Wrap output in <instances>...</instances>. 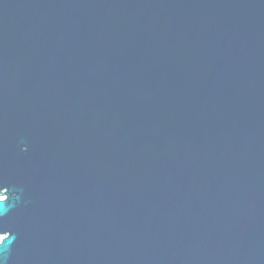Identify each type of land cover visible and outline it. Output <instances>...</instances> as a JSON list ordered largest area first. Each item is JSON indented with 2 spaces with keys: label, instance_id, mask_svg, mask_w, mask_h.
<instances>
[{
  "label": "water",
  "instance_id": "water-1",
  "mask_svg": "<svg viewBox=\"0 0 264 264\" xmlns=\"http://www.w3.org/2000/svg\"><path fill=\"white\" fill-rule=\"evenodd\" d=\"M0 264H264V0H0Z\"/></svg>",
  "mask_w": 264,
  "mask_h": 264
},
{
  "label": "flooded vegetation",
  "instance_id": "flooded-vegetation-1",
  "mask_svg": "<svg viewBox=\"0 0 264 264\" xmlns=\"http://www.w3.org/2000/svg\"><path fill=\"white\" fill-rule=\"evenodd\" d=\"M7 196L8 195H7V190L6 189H3V190L0 191V200L5 199ZM2 239H3V236L0 235V242L2 241Z\"/></svg>",
  "mask_w": 264,
  "mask_h": 264
}]
</instances>
